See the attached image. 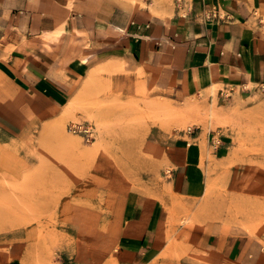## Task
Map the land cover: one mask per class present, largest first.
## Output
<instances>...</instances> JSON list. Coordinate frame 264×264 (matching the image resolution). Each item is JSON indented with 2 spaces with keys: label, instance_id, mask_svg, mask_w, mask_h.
<instances>
[{
  "label": "crops",
  "instance_id": "obj_1",
  "mask_svg": "<svg viewBox=\"0 0 264 264\" xmlns=\"http://www.w3.org/2000/svg\"><path fill=\"white\" fill-rule=\"evenodd\" d=\"M103 79L118 95L156 89L178 101L262 88L264 0H0V120L23 118L22 109L51 116ZM216 137L172 141L176 198L205 199L208 171L230 146ZM119 202L111 245L77 250L71 264H264V234L214 221L195 226L189 250L167 260L164 202L137 191Z\"/></svg>",
  "mask_w": 264,
  "mask_h": 264
},
{
  "label": "rangeland",
  "instance_id": "obj_2",
  "mask_svg": "<svg viewBox=\"0 0 264 264\" xmlns=\"http://www.w3.org/2000/svg\"><path fill=\"white\" fill-rule=\"evenodd\" d=\"M70 103V115L22 109L23 118L0 120V264H71L77 250L110 246L119 197L130 191L166 205L167 260L189 250L199 224L264 234V87L178 101L156 89L118 95L103 79ZM198 133L230 146L196 203L175 197L168 155L175 138Z\"/></svg>",
  "mask_w": 264,
  "mask_h": 264
},
{
  "label": "bare ground",
  "instance_id": "obj_3",
  "mask_svg": "<svg viewBox=\"0 0 264 264\" xmlns=\"http://www.w3.org/2000/svg\"><path fill=\"white\" fill-rule=\"evenodd\" d=\"M57 8V7H56ZM66 9H68V8H66ZM57 10H59V9H57ZM62 10V9H61ZM61 13V12H60ZM157 13H158V11H157ZM55 14H56V12H55ZM54 14V15H55ZM60 19V18H59ZM58 22V21H57ZM61 23H62V21H61ZM60 26V25H59ZM63 33V30L62 29H59V30H56L55 32H53V34H55V35H61ZM78 35V34H77ZM87 48V47H86ZM89 49V48H88ZM86 50V49H85ZM87 51V50H86ZM81 58V57H80ZM83 60V59H82ZM81 60V63H85L86 61H87V58L86 59H84L83 61ZM116 62V61H115ZM111 63H112V61H111ZM110 64V63H109ZM108 64V65H109ZM122 64V63H121ZM111 65V64H110ZM109 65V66H110ZM140 70H141V68H140ZM144 72V71H143ZM140 73V72H139ZM144 74V73H143ZM62 75H64L63 73H62ZM136 75V74H135ZM65 78V77H64ZM136 78V77H135ZM213 90V89H212ZM21 93V92H20ZM19 98H21V97H19ZM20 101V100H19ZM146 103H148V102H146ZM72 103H69L66 107H65V109H64V112H65V114L66 115H70L71 114V108H72V105H71ZM193 105V104H192ZM140 107V106H139ZM193 108V107H192ZM144 110V109H143ZM148 110V109H147ZM188 111V110H187ZM187 111H186V114L185 113H182L181 115L180 114H178V116H183V114H185V115H187V114H190L189 112L187 113ZM150 112V111H149ZM155 114V113H154ZM153 114V115H154ZM141 115V114H140ZM145 115H143V117H144ZM189 116V115H188ZM142 117V116H141ZM145 117H148V116H145ZM144 117V118H145ZM150 117V116H149ZM58 118V117H57ZM145 120V119H144ZM57 121H58V119H57ZM140 121V120H139ZM147 121V120H146ZM100 125H102V124H100ZM100 128V127H99ZM234 155H232V157H233ZM227 159V158H226ZM231 160V159H230ZM128 179V178H127ZM128 181V180H127ZM96 214V213H95ZM100 216V215H99ZM98 217V216H97ZM230 222V221H229ZM226 224V223H225ZM167 225V224H166ZM242 225V224H241ZM243 228H244V226H243ZM258 229V228H257ZM167 231V230H166ZM130 232V231H129ZM259 232V231H258ZM39 245V244H38ZM41 249V248H40ZM40 256V255H39ZM38 262V261H37ZM37 264H39V263H37Z\"/></svg>",
  "mask_w": 264,
  "mask_h": 264
},
{
  "label": "built area",
  "instance_id": "obj_4",
  "mask_svg": "<svg viewBox=\"0 0 264 264\" xmlns=\"http://www.w3.org/2000/svg\"><path fill=\"white\" fill-rule=\"evenodd\" d=\"M86 132H88V131H86ZM89 133V132H88Z\"/></svg>",
  "mask_w": 264,
  "mask_h": 264
}]
</instances>
